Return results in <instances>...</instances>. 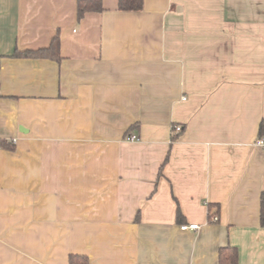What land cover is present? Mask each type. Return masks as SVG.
Returning a JSON list of instances; mask_svg holds the SVG:
<instances>
[{
  "label": "crops",
  "instance_id": "obj_1",
  "mask_svg": "<svg viewBox=\"0 0 264 264\" xmlns=\"http://www.w3.org/2000/svg\"><path fill=\"white\" fill-rule=\"evenodd\" d=\"M77 2L0 0V264H264V0Z\"/></svg>",
  "mask_w": 264,
  "mask_h": 264
},
{
  "label": "trees",
  "instance_id": "obj_2",
  "mask_svg": "<svg viewBox=\"0 0 264 264\" xmlns=\"http://www.w3.org/2000/svg\"><path fill=\"white\" fill-rule=\"evenodd\" d=\"M118 9L121 11H139L143 7V0H118ZM101 0H78L77 2V16L81 18L84 13L88 11H102ZM58 36L52 39L48 48L37 50H25L17 52L16 55L25 57H55L59 58L58 54ZM259 135H264V120L259 125ZM12 141L1 140L0 146L12 148ZM210 216H213L211 214ZM260 223L264 225V192L260 198ZM238 253L236 248L231 246L221 247L219 249V264H236ZM68 264H89L88 257L84 254H69Z\"/></svg>",
  "mask_w": 264,
  "mask_h": 264
},
{
  "label": "built area",
  "instance_id": "obj_3",
  "mask_svg": "<svg viewBox=\"0 0 264 264\" xmlns=\"http://www.w3.org/2000/svg\"><path fill=\"white\" fill-rule=\"evenodd\" d=\"M173 130L176 131V132H179L181 130V127L178 126V125H174L173 127ZM127 140H130V141H133V140H138V136L135 135V134H130L126 137ZM256 145L257 146H260V147H264V138H259L257 141H256ZM211 219L213 221H215L217 219L216 216H211ZM199 228V224L198 223H189V224H183L180 226V229L182 230H186V229H191V230H196Z\"/></svg>",
  "mask_w": 264,
  "mask_h": 264
}]
</instances>
